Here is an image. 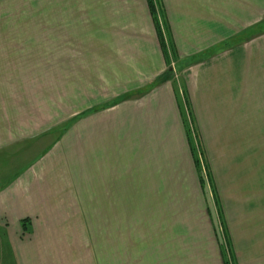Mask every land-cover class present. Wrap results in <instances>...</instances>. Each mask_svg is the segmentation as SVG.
Here are the masks:
<instances>
[{
	"label": "crops",
	"instance_id": "obj_1",
	"mask_svg": "<svg viewBox=\"0 0 264 264\" xmlns=\"http://www.w3.org/2000/svg\"><path fill=\"white\" fill-rule=\"evenodd\" d=\"M155 2L0 0V264H264V0Z\"/></svg>",
	"mask_w": 264,
	"mask_h": 264
},
{
	"label": "rangeland",
	"instance_id": "obj_2",
	"mask_svg": "<svg viewBox=\"0 0 264 264\" xmlns=\"http://www.w3.org/2000/svg\"><path fill=\"white\" fill-rule=\"evenodd\" d=\"M144 2H145V0H130V3H126V1H124V0H99L100 21H102L103 19L105 21V14L106 13L104 11L106 10V8L113 7V9H115L114 14H116V19H117V14L120 15V17H121L122 10L125 11V14L127 13L126 11L130 10V14H129L130 16H129V18H127L126 24L124 26H122L121 23H123V21L120 20L119 21L120 24L115 27V29H114L115 35L121 36V37L123 36V34L126 35V37L138 36L139 32L142 29H144V23H143V15H144L143 5H144ZM157 4H158V2H157ZM118 11H120L121 13H118ZM157 14H158V18H159V21L161 24L162 31L165 33V38L167 40L166 31L164 28V23H163V18H162V11L160 9V6H158V13ZM105 30H106L105 28H100V32H102V31L105 32ZM167 43H168V47L170 48L168 41H167ZM116 46H119V49H118L119 51L123 50V49H121L120 44H116L115 47ZM115 51H116V49H115ZM173 67H174V65L172 66V69H173ZM100 69H105V68L100 67ZM179 74L180 73L177 72L175 80L181 85L182 78ZM181 88L183 89L182 86H181ZM190 118H192V117H190ZM195 136H196V137H194L195 144L197 145V147H199V149L202 152L200 140L197 136L196 130H195ZM258 145H259L258 147H259V163H260L259 171H260V175H262V174H264V124L263 123H259V125H258ZM202 160L205 162L204 156H203ZM205 165H206V163H205ZM207 184H209V182H207ZM182 215L184 216V212H179L180 218H182ZM151 223H153V221H151ZM150 225H151L150 221H142V223H141V227L145 228L146 230L148 227H150ZM180 225H181V223H180ZM153 226H154V230H155L156 225H153ZM152 229H153V227H150L147 230V232H146L147 235L154 232V231L152 232ZM180 232H181V228H180ZM151 238L153 240L152 234H151ZM179 240H180L179 241V247L181 248L183 246V245H181V244H183V242H182L183 237L180 236ZM163 247L165 249V247H166L165 243H164ZM190 254H191L190 252L187 253V252H183V251H179V253L174 254V253L169 252V251L165 252V250H164L162 252V258L170 259V258H174V255L178 259L187 258V256H189V258H190Z\"/></svg>",
	"mask_w": 264,
	"mask_h": 264
},
{
	"label": "trees",
	"instance_id": "obj_3",
	"mask_svg": "<svg viewBox=\"0 0 264 264\" xmlns=\"http://www.w3.org/2000/svg\"><path fill=\"white\" fill-rule=\"evenodd\" d=\"M148 4H149L150 11H151V14L153 16V19H154V22H155V25H156L158 36L160 37V41L164 45L163 31H162L161 24H160V21H159V18H158V14H157L158 13V7L156 5L155 0H148ZM260 29H261V32L264 31V27H260ZM161 81H163V78L158 80V82H156L154 85H158ZM127 98H129V97H127ZM188 114L191 117V112H190L189 108H188ZM187 128H188L187 131H188V135H189L190 139H193V141H194V137H196V136H195V127H194L192 118H190V121L187 123ZM192 150H193V153H194V156H195V164H196V168H197L198 173H199L200 181L205 186V184L207 182H209V174H208V170H207V167L205 165V162L202 160L203 156H204L203 152H201L199 147H197V145L195 144V141H194V146H193ZM220 244H221V247L223 249V245H224L223 244V239H222V242H220ZM224 252L226 253V256H227L228 252L226 251V248H225ZM224 259H225V257H224ZM225 263L226 264H230L229 261H227V260H225Z\"/></svg>",
	"mask_w": 264,
	"mask_h": 264
}]
</instances>
